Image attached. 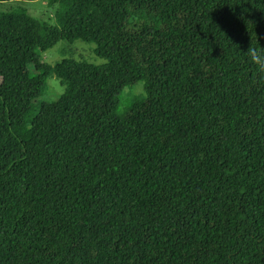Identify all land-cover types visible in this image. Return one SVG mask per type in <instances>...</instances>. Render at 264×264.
I'll use <instances>...</instances> for the list:
<instances>
[{"label":"trees","instance_id":"obj_1","mask_svg":"<svg viewBox=\"0 0 264 264\" xmlns=\"http://www.w3.org/2000/svg\"><path fill=\"white\" fill-rule=\"evenodd\" d=\"M46 3L0 10V264H264V0Z\"/></svg>","mask_w":264,"mask_h":264},{"label":"rangeland","instance_id":"obj_2","mask_svg":"<svg viewBox=\"0 0 264 264\" xmlns=\"http://www.w3.org/2000/svg\"><path fill=\"white\" fill-rule=\"evenodd\" d=\"M14 7L25 8L31 16L55 24L57 5L48 6L46 0H9L0 2V10L7 11ZM95 47L96 45L94 43H86L79 39L71 43L62 39L52 48L40 53V57L43 62L51 65L63 58H73L77 61L96 65L103 64L105 59L95 53ZM142 90V83H138L131 89H125L123 97L130 101H135L142 97ZM63 91L64 86L56 77L51 76L46 80L43 94L34 103L38 106L41 102L56 100Z\"/></svg>","mask_w":264,"mask_h":264}]
</instances>
